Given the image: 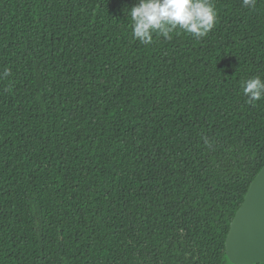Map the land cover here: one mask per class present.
Wrapping results in <instances>:
<instances>
[{"label":"trees","instance_id":"trees-1","mask_svg":"<svg viewBox=\"0 0 264 264\" xmlns=\"http://www.w3.org/2000/svg\"><path fill=\"white\" fill-rule=\"evenodd\" d=\"M138 0H0V264H232L264 165V0L203 38L131 35Z\"/></svg>","mask_w":264,"mask_h":264},{"label":"clouds","instance_id":"clouds-1","mask_svg":"<svg viewBox=\"0 0 264 264\" xmlns=\"http://www.w3.org/2000/svg\"><path fill=\"white\" fill-rule=\"evenodd\" d=\"M257 0H243V6L256 7ZM131 35L141 44L150 45L154 34L171 40L180 31L195 39L205 37L215 26L217 11L213 0H138L129 10ZM5 71L0 74L6 77ZM242 93L249 105L264 100V78L253 76L241 82Z\"/></svg>","mask_w":264,"mask_h":264},{"label":"water","instance_id":"water-1","mask_svg":"<svg viewBox=\"0 0 264 264\" xmlns=\"http://www.w3.org/2000/svg\"><path fill=\"white\" fill-rule=\"evenodd\" d=\"M225 253L232 264H264V165L230 223Z\"/></svg>","mask_w":264,"mask_h":264}]
</instances>
